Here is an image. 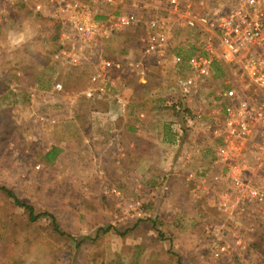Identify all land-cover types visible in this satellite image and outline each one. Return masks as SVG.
Listing matches in <instances>:
<instances>
[{"label":"rangeland","instance_id":"rangeland-1","mask_svg":"<svg viewBox=\"0 0 264 264\" xmlns=\"http://www.w3.org/2000/svg\"><path fill=\"white\" fill-rule=\"evenodd\" d=\"M70 1L98 16L148 19L158 0L123 9ZM38 4L46 10L37 12ZM68 9L65 0H0V264H261L264 222L252 231L245 220L232 224L210 190L212 91L229 75L185 95L188 73L171 61L131 66L143 59L144 27L89 49L74 38ZM183 39L190 43L183 53L193 52L196 35ZM74 47L90 61L71 64L65 52ZM102 59L121 67L108 75L115 84L106 95L88 99ZM189 118L196 126L186 127ZM2 188L52 215L66 235L50 218L31 223ZM220 247L227 253L217 257Z\"/></svg>","mask_w":264,"mask_h":264},{"label":"built area","instance_id":"built-area-1","mask_svg":"<svg viewBox=\"0 0 264 264\" xmlns=\"http://www.w3.org/2000/svg\"><path fill=\"white\" fill-rule=\"evenodd\" d=\"M65 1L74 38L89 49L113 34L144 27L143 59L131 66L171 61L188 73L182 83L185 95L198 96L215 83L220 69L229 75L212 91L216 110L210 134L217 147L210 190L216 208L232 224L245 220L252 231L255 223L264 222V0H158L150 5L155 15L148 19L134 12L98 16L79 2ZM93 1L123 9L133 0ZM46 6L38 4L37 12ZM185 32L197 37L193 52L183 53L190 43L177 40ZM65 55L74 66L90 61L75 47ZM120 67L119 62L102 59L90 80L93 87L84 96L106 95L107 87L115 84L108 75ZM61 90V84L54 86V91ZM173 106L180 110L179 103ZM196 121L189 118L186 127L196 126ZM181 131L175 126L176 133ZM224 253L226 247H220L215 255Z\"/></svg>","mask_w":264,"mask_h":264},{"label":"trees","instance_id":"trees-1","mask_svg":"<svg viewBox=\"0 0 264 264\" xmlns=\"http://www.w3.org/2000/svg\"><path fill=\"white\" fill-rule=\"evenodd\" d=\"M59 46V45H58ZM219 73L221 76H224L225 73L222 69L219 70ZM174 109H176L174 107ZM57 152H58V149L57 148H54L48 155H47V158H48V162L52 161L54 159V157L57 155ZM2 190L6 193V195L12 199L14 201V204L22 209H24L26 215L28 216V220L31 222V223H35L37 221H39L40 219H43V218H50L52 223H53V228H54V231L57 232L58 234H61L62 236H65L66 234L62 233L60 231V228H59V225L58 223L56 222L55 218L50 215L49 213L47 212H43V213H36V210L33 206L31 205H28V204H24L22 203L17 197L16 195L6 189V188H2ZM110 230V228L108 229ZM106 230V231H108ZM261 264H264V261L261 263Z\"/></svg>","mask_w":264,"mask_h":264}]
</instances>
